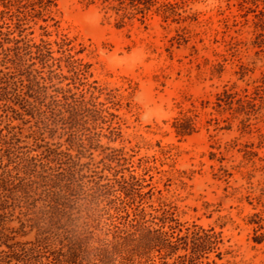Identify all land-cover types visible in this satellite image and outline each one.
Segmentation results:
<instances>
[{
	"label": "rangeland",
	"instance_id": "1",
	"mask_svg": "<svg viewBox=\"0 0 264 264\" xmlns=\"http://www.w3.org/2000/svg\"><path fill=\"white\" fill-rule=\"evenodd\" d=\"M164 2L177 3L179 14L165 21L158 11ZM155 3L144 14L133 11L122 24L103 0H53L50 14L23 15V41L18 45L49 43L53 57L61 59L57 73L65 78L55 76L50 82L49 68L27 55H22L23 73L17 72L16 50H0V93L7 98L0 100V129L20 138L22 153L39 154L44 148L31 150L37 122L44 141L77 153V139L72 146L67 141L60 116L48 112L46 119L34 112L33 118L18 104L16 94L23 91L26 75L42 71V92L52 94V84L69 88L89 108L96 104L105 109L104 121L91 133L99 134L102 147L93 151L92 160L82 157L81 162L89 163L85 182L99 176L127 178L130 172L140 179L146 194L142 201L127 200L129 217L121 222L133 218L141 202V228H158L160 220L166 222L164 230L179 235L195 227L213 228L220 238L204 254V264H264V241H253L255 231L264 233L254 223L261 220L264 227V0ZM7 18L0 15V26L4 19L12 22ZM11 29L15 32L10 38L18 37V29ZM6 31L0 27V33ZM225 90L236 97L231 105L221 102L219 107L218 97L223 98ZM42 101L47 104L42 110L57 111L49 98ZM61 107L67 116L66 106ZM180 113L196 115L195 132L189 136L175 134L172 123ZM66 122L69 126L70 120ZM113 156L119 163L109 159ZM12 225L18 226L17 219ZM100 228V238L112 239V233L105 235L112 226ZM35 235L32 230L18 239L30 241ZM108 264L138 263L113 256Z\"/></svg>",
	"mask_w": 264,
	"mask_h": 264
},
{
	"label": "trees",
	"instance_id": "2",
	"mask_svg": "<svg viewBox=\"0 0 264 264\" xmlns=\"http://www.w3.org/2000/svg\"><path fill=\"white\" fill-rule=\"evenodd\" d=\"M155 2L156 0H103L106 8L118 15V23L121 24L133 11L144 14ZM52 4L53 0H0V15L4 18L7 14V19L12 21L2 20L3 26L0 27H5L7 31L0 33L3 36L0 50H16L19 62L14 68L17 72H22L26 67L22 55L29 56V60H38L42 68H49L50 82L55 76L65 78L57 73V70H61V59L53 57L50 44L44 41L38 45L25 42V46L21 47L18 43L23 41V30L19 23L22 16L30 14L41 18L51 13ZM158 11L165 21L170 15L179 14L177 3L164 2L159 5ZM12 25L18 29V37L10 38L15 32L11 29ZM5 43H13L14 46L5 48ZM32 48L35 50L32 51ZM21 49L25 51L23 54L17 51ZM35 71L38 75L27 74V83H22L23 91L16 94L18 104L33 118L34 112L46 116V119H49L48 112L60 116L61 129L67 135V141L72 146L71 143H75L74 139H77L78 148L77 153L72 155L69 149L61 148V143L44 141L36 122L38 129L32 133L35 136V147L31 150H44L33 155L30 151L22 153L20 138L10 131L3 134V129H0V264H108L113 256L135 260L138 264H204L201 261L204 254L210 248L214 249L220 238L213 228L206 230L195 227L191 232L179 235L174 231L164 230V220H160L162 225L158 228H141L138 225L140 218L145 217L143 209L138 211L141 202L134 209V217L121 222L122 218L129 217L125 207L130 203L127 200L135 201L138 198L142 201L146 194L142 192L140 179L130 172L127 178L123 175L120 178L99 176V180L84 181L88 177L84 168H88L86 165L89 163H82L81 158L89 157L92 160L93 151L102 147L99 134L93 137L91 133L99 120L104 121L101 113L105 109L97 108L96 104H91L92 108H89V103L74 97L69 88L63 89L52 84V94L42 92V88L46 86L40 84L38 76L44 81L46 78L40 75L42 71ZM9 82L14 84V81ZM7 88L5 86L2 90L7 93ZM230 91H223L224 100L218 97L219 107L221 102L232 104L237 93ZM47 98L52 105L58 107L57 111L49 107H46L48 111L42 110L41 106H47L42 99ZM6 99L0 93V100ZM237 102L243 106L241 99H237ZM62 105L66 106L67 116L60 109L64 108ZM25 106H29V109ZM13 111L18 113L17 110ZM195 117V114L180 113L179 117L174 118L172 126L176 136L185 137L195 132ZM66 120H70L69 126H65ZM50 130L52 129L49 128ZM85 131L88 133L84 134ZM38 140L43 143L39 144ZM109 159L119 163L120 158L113 156ZM39 202L41 205H38ZM73 202L78 205L74 206ZM15 219L18 226L12 225ZM254 223L259 224L258 230L264 228L260 225L261 220ZM103 226H112V231L107 228L105 233H112V239L99 237L97 231H102L100 227ZM168 227L173 230L171 225ZM32 230L36 231L33 240L18 239ZM253 241L258 244L263 242L264 233L257 234L255 231ZM180 250L184 252L179 254Z\"/></svg>",
	"mask_w": 264,
	"mask_h": 264
}]
</instances>
